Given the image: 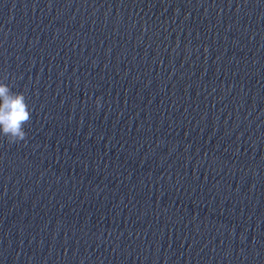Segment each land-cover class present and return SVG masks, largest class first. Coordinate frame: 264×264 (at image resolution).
I'll return each mask as SVG.
<instances>
[{
    "label": "water",
    "instance_id": "1",
    "mask_svg": "<svg viewBox=\"0 0 264 264\" xmlns=\"http://www.w3.org/2000/svg\"><path fill=\"white\" fill-rule=\"evenodd\" d=\"M0 80V264H264V0H0Z\"/></svg>",
    "mask_w": 264,
    "mask_h": 264
},
{
    "label": "clouds",
    "instance_id": "2",
    "mask_svg": "<svg viewBox=\"0 0 264 264\" xmlns=\"http://www.w3.org/2000/svg\"><path fill=\"white\" fill-rule=\"evenodd\" d=\"M97 106L100 100L97 98ZM31 118L23 93L13 92L8 84L0 80V136L14 142L24 140V124Z\"/></svg>",
    "mask_w": 264,
    "mask_h": 264
}]
</instances>
